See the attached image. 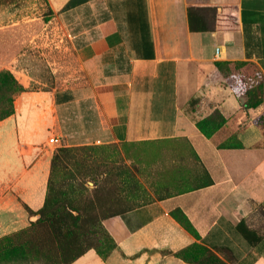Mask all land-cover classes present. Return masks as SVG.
Masks as SVG:
<instances>
[{
	"label": "crops",
	"instance_id": "obj_1",
	"mask_svg": "<svg viewBox=\"0 0 264 264\" xmlns=\"http://www.w3.org/2000/svg\"><path fill=\"white\" fill-rule=\"evenodd\" d=\"M71 1L48 0L69 28L82 81L22 93L0 120V219L9 215L0 238L43 204L48 132L55 147H134L125 160L150 180L142 193L160 194L107 217L116 247L104 261L87 252L73 264H192L196 248L222 264H264V105L245 106L237 74L215 65L240 77L253 66L264 94V0ZM190 8L212 11L205 31L190 30ZM189 98L199 99L197 118L214 113L219 126L201 131Z\"/></svg>",
	"mask_w": 264,
	"mask_h": 264
},
{
	"label": "rangeland",
	"instance_id": "obj_2",
	"mask_svg": "<svg viewBox=\"0 0 264 264\" xmlns=\"http://www.w3.org/2000/svg\"><path fill=\"white\" fill-rule=\"evenodd\" d=\"M81 1L83 0H73L68 5ZM69 33L65 21L50 9L48 0H0V83L13 82L10 90L7 88L12 109L16 98L22 93L28 92L34 96L41 92L52 93L82 81V71ZM239 69L223 65L220 72L228 73V77L237 74L235 78L239 79L240 98L245 106L264 105V94L257 71L253 66L246 65L244 75L240 77ZM250 81L256 83V90L253 89L254 86H250ZM1 89L0 87V96ZM198 101V98H189L185 111L202 131L210 133L219 126L220 120L214 113L206 119L197 118L194 111L199 109ZM202 106L205 108L207 105L204 103ZM35 114L36 110L31 115L32 120ZM263 118L264 114L259 115L258 121L262 123ZM50 137V133L44 132L40 138L41 143H47ZM45 148L49 153H53L58 147L46 144ZM74 148L70 155L74 154L77 160L74 161L75 165L70 172L75 175H72V180L83 183V191L80 199L73 196L70 199L80 207L84 216L82 232H87V237L80 246L83 254L90 252L104 261L116 247L107 229V217L160 194L142 193L143 187L151 183L150 180L125 160L139 152L134 147L122 143ZM38 217L33 216L32 221ZM3 218H9V215L3 213L0 221ZM28 226L29 224L16 226L15 231L11 230V233L2 236L0 241L21 229L26 230ZM39 239V244L45 248L48 238L43 233L34 235V242L38 243ZM39 252L41 250L36 248L34 256L37 257ZM195 252L198 253L202 264H222L221 260H214L206 252ZM30 255L16 251H0V264L43 263L37 262L38 260ZM81 264L89 263L83 261Z\"/></svg>",
	"mask_w": 264,
	"mask_h": 264
},
{
	"label": "trees",
	"instance_id": "obj_3",
	"mask_svg": "<svg viewBox=\"0 0 264 264\" xmlns=\"http://www.w3.org/2000/svg\"><path fill=\"white\" fill-rule=\"evenodd\" d=\"M211 15L212 11L209 9L190 8L188 10L190 30L195 32L205 31L208 27L204 21L206 17H210ZM215 65L220 70L223 65L227 64L218 62ZM9 83L10 85H8ZM12 83L11 81L0 83V87L2 88L0 96V120L13 113V109L10 107V95L7 91V88L9 89ZM74 149L58 147L54 150L50 158L49 176L43 204L36 212H32V214L39 217L35 221L29 222L26 230L22 231L21 229L18 233L4 237V240L0 241L1 252L16 251L25 255L31 254L30 257L36 258L37 262H43L41 264H72L84 253L80 246L87 237V232H82L84 216L80 207L75 205L70 199L72 196L80 199L81 197L79 196L81 195V191H83V183L74 179L72 180L73 174L70 172L72 166L75 165L74 161L77 160L74 154L70 155V152L74 151ZM39 233H43L48 238V245L45 248L39 244L40 239L38 243L34 242V235ZM21 247H24V249H21ZM36 248L41 250V252L37 253L40 257L34 256ZM22 250L24 252H21ZM197 250L208 253L209 257L214 260L219 259L213 252L207 249L196 248L195 251ZM199 259L188 262L202 264Z\"/></svg>",
	"mask_w": 264,
	"mask_h": 264
},
{
	"label": "built area",
	"instance_id": "obj_4",
	"mask_svg": "<svg viewBox=\"0 0 264 264\" xmlns=\"http://www.w3.org/2000/svg\"><path fill=\"white\" fill-rule=\"evenodd\" d=\"M59 144V139L55 136L52 135L48 140H47V145L55 147Z\"/></svg>",
	"mask_w": 264,
	"mask_h": 264
}]
</instances>
